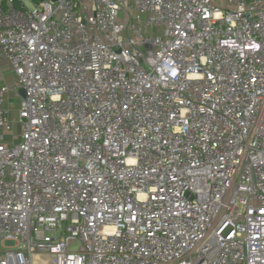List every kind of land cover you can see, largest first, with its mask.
<instances>
[{"label":"built area","instance_id":"1","mask_svg":"<svg viewBox=\"0 0 264 264\" xmlns=\"http://www.w3.org/2000/svg\"><path fill=\"white\" fill-rule=\"evenodd\" d=\"M18 2L0 264H264V0Z\"/></svg>","mask_w":264,"mask_h":264},{"label":"crops","instance_id":"2","mask_svg":"<svg viewBox=\"0 0 264 264\" xmlns=\"http://www.w3.org/2000/svg\"><path fill=\"white\" fill-rule=\"evenodd\" d=\"M86 3V0H83ZM14 82L13 72L7 62V60L3 57L2 52L0 50V86L3 84H12ZM8 101L10 105H15L17 102V97H15L12 93L8 95Z\"/></svg>","mask_w":264,"mask_h":264},{"label":"rangeland","instance_id":"3","mask_svg":"<svg viewBox=\"0 0 264 264\" xmlns=\"http://www.w3.org/2000/svg\"><path fill=\"white\" fill-rule=\"evenodd\" d=\"M27 2V1H26ZM28 3V2H27ZM13 245L12 242H5L4 244L0 243V248L3 246L5 248L11 247Z\"/></svg>","mask_w":264,"mask_h":264},{"label":"water","instance_id":"4","mask_svg":"<svg viewBox=\"0 0 264 264\" xmlns=\"http://www.w3.org/2000/svg\"><path fill=\"white\" fill-rule=\"evenodd\" d=\"M54 1V0H53ZM19 94L21 95V96H24V91H23V89H19Z\"/></svg>","mask_w":264,"mask_h":264},{"label":"trees","instance_id":"5","mask_svg":"<svg viewBox=\"0 0 264 264\" xmlns=\"http://www.w3.org/2000/svg\"><path fill=\"white\" fill-rule=\"evenodd\" d=\"M33 1L36 2L37 0H33ZM15 6H16V7H19V2H18V0H15Z\"/></svg>","mask_w":264,"mask_h":264}]
</instances>
